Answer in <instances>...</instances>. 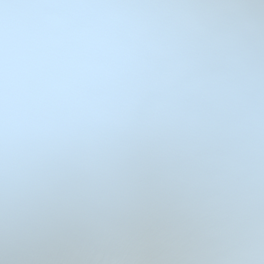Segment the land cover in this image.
<instances>
[{
	"label": "snow or ice",
	"instance_id": "obj_1",
	"mask_svg": "<svg viewBox=\"0 0 264 264\" xmlns=\"http://www.w3.org/2000/svg\"><path fill=\"white\" fill-rule=\"evenodd\" d=\"M0 264H264V0H0Z\"/></svg>",
	"mask_w": 264,
	"mask_h": 264
}]
</instances>
